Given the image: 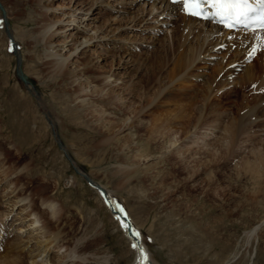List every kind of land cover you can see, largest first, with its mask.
Returning <instances> with one entry per match:
<instances>
[{"label":"rangeland","instance_id":"1","mask_svg":"<svg viewBox=\"0 0 264 264\" xmlns=\"http://www.w3.org/2000/svg\"><path fill=\"white\" fill-rule=\"evenodd\" d=\"M27 1L0 0V231L4 241L8 239L4 248L20 242L36 249L54 232L59 234L61 248L50 245L49 255L41 258H48L47 264H141L123 221L116 219L89 177L109 191V203L117 200L122 204L123 212L141 232L154 264H264V174L256 178L245 168L248 161L264 165L255 160L264 151V114L254 118L253 124L259 125L240 135L232 151L218 153V160L210 162L212 150L223 138V128L237 116L235 111L244 114L249 102L259 96L264 105V70L242 83L245 70L258 65L259 50L253 60L246 58L247 51H234L229 58L232 62L224 67L235 68L228 84L209 91L208 99L216 95L222 104L225 116L219 123L212 117V123L199 125L193 118L190 132H183L178 124L148 144L149 132H137L134 125H147L167 109L154 110L155 114L142 117L139 124L136 117L142 111L138 104L144 101L148 110L156 103L139 97V92L130 97L128 88L145 74L141 63L155 59L161 43L171 42L173 23L181 19L180 13L165 16L161 11L167 4L161 0H45L35 9ZM42 12L56 24L57 38L49 47L34 32L40 27L38 19L45 22ZM162 17L168 21L157 23ZM193 24L209 34L199 21ZM83 35L87 37L74 53V45ZM226 47L199 62L194 73L202 75L189 79L187 85H203L219 62L230 56L225 55ZM51 54L68 57V71L80 72L79 76L65 80L52 73ZM20 62L32 82L25 86L17 76ZM85 62L94 67L93 73L84 75ZM117 63L125 67L116 68ZM111 74L117 76L104 79ZM97 77L101 82H96ZM227 91L230 96L223 97ZM108 96L125 107V114L115 109L114 102L106 103ZM87 108L101 117V124ZM98 109L103 110L99 111L102 115ZM98 124L111 125V132L100 136L94 129ZM130 135L135 148L131 151L125 145ZM113 136L120 140L109 144L107 138ZM173 136L177 142L166 147L163 143ZM144 145L150 149V159L142 163L134 157ZM178 159L184 168L176 166L177 171L172 164ZM120 165L133 168L130 178L119 171ZM47 198L57 202L60 219L52 218L42 204ZM30 212L42 220V227L30 225ZM72 251L75 258L67 256ZM23 260L21 264L30 263L25 256ZM146 261L150 262L146 259L144 264Z\"/></svg>","mask_w":264,"mask_h":264},{"label":"bare ground","instance_id":"2","mask_svg":"<svg viewBox=\"0 0 264 264\" xmlns=\"http://www.w3.org/2000/svg\"><path fill=\"white\" fill-rule=\"evenodd\" d=\"M161 1L165 2L163 0H161ZM43 2H45V0H28L27 4H30L31 8L35 9L36 6L39 8L42 7L41 3H43ZM166 2H167V0H166ZM166 6L167 7L161 11V13H165V16H168L169 14L171 16H173L177 13V11L181 15V19H179L177 22H174V23L171 22L174 24V27L172 30L171 42H169L167 45L161 43V45L159 47L160 49L158 48V50H157V52H158L157 56H154L155 59H150L149 61L145 60L144 62L141 63V67H143V66L146 67L145 74L142 75V77L139 81H136V82L132 83L131 85H129V88H128L129 89L128 93H129L130 97L134 98V96H136L135 94L137 92H139V93H141V94H138L139 97H141V98L144 97L145 99H148L150 101L154 100V102L156 103L155 107L147 110L145 107L143 99H142L143 103H141V101H140L141 104H138L141 107L139 112H141V111L142 112L139 113L136 117V122H139V124H141L140 122H143L142 117L155 114L154 112L155 111L157 112V109H161V108H165V107L167 109V111L162 112V114H160V115H158L156 113L157 115H156L155 119L152 120L147 125L146 124L145 125L144 124L139 125L141 127L134 125V127L137 129V132H140L139 129H141V131H144V129H145L146 131L149 132V136H148V140H147L148 144H150V142H152L153 140L155 141L156 138L162 137L166 132H169L178 124L180 125L183 132H185V133L190 132L191 131L190 130L191 125L193 122L192 121L193 118L197 119V122L200 121L199 125H201V123H203V121H205V123H207V124H208V122H209V124L212 123L214 121V120L211 121L212 117H213V119H215L217 121V123L220 122V120L225 116V115H223V111L221 110L222 104H221V102L218 103L219 99L217 101L216 95L215 96L213 95L212 100L208 99V96H209V91L211 89H212V92H215L218 89L222 88L224 85L228 84V80L231 79L232 73L235 70V68L228 70V69H225L224 67L226 66V62H229V63L232 62L229 58L233 54H235L234 51L237 53H240V54H242L244 51L251 53L258 46L259 55H261L260 59H258L259 63L257 66L256 65L255 66H249L245 70L244 75H243L244 79L242 80L243 85H244V82H247L248 80L251 81L257 72L264 70V42L262 43V41H264V38L261 40V42H259L258 37H257L260 34H264V32L226 31L222 27H219V26H217L211 22L199 21L200 24L204 25L206 27V29L209 30L208 31L209 34L205 35L201 28L198 29L195 26H193L194 25L193 23H195V22L197 23L198 20L196 18L185 15L182 12V9L179 10L180 6H178V4L174 5V4L167 2ZM48 8L49 7L46 6V9H45L46 12L48 11L47 10ZM174 10H176V12ZM41 14H42L45 22L40 21L41 19L40 20L38 19L37 21L35 20L38 24H40L39 25L40 27H39V29H35L34 32L35 33L39 32V36H37L38 37L37 40H39V41L43 40L44 44H46L47 47H49V46H52L53 40L57 38L56 37L57 32H55L53 30V29H55L56 24L52 23V21L49 22L47 20V18L45 16V15H47L46 13L42 12ZM166 21H168V18L163 20V17H162L161 19H159L157 21V23H165ZM113 23L116 24V22H113ZM220 30H221V32H220ZM218 32H220V35L217 34ZM221 34H223L224 36H221ZM230 34L233 35L232 36L233 38L231 37V39H229ZM239 35H241V39H237ZM104 36H107V34H105ZM225 36H227V38H224ZM86 37H87L86 35H83L80 37V40H77L79 43H77L78 45H74L75 46L73 49L74 53H77L78 49L81 48V45L84 42V41H81V39L86 38ZM223 47H226L227 52H228V53L226 52L225 55L227 56V54H230V56H227L228 61L226 59H225V61L221 60L218 64V66H216L213 69V72L210 74L209 78H206L207 80H205V83L203 85H200V84H197L194 86L192 84L187 85V81L189 79H192V78L198 79L202 75V74L200 75V74L194 73V70H196L198 68L197 64L199 62L205 61L206 57H208V56H213V57L216 56V54H218V52L221 50L220 48H223ZM212 53H213V55H212ZM57 55L51 54L50 56H53V57H51L50 62H48L51 65L50 68H51L52 73H54L55 75H59L60 77H62L65 80H67V79L71 80V79H74L76 76H79L80 72L78 73L77 71H68V69H69V62L67 61L68 57H64L61 54H57ZM226 56H225V58H226ZM234 61H236V60H234ZM127 62L128 61L123 60L124 64L125 63L127 64ZM84 65H85L84 69H83L84 75L93 73V71L95 70L94 67L91 66L89 63L85 62ZM117 65H116V68H122L124 66L123 64L120 65L119 63H117ZM246 66H245V68H246ZM168 67H170V69H168ZM113 75L117 76L116 74H111V75L105 76L104 79L106 80L108 77L113 76ZM117 78H119V77H116V79ZM95 80L98 83L101 82V79L99 77H97ZM102 81H103V79H102ZM123 81H125V80H123ZM72 82H74V80ZM87 82H89V80H87ZM92 82H93V80H92ZM125 84H127V81ZM76 88H78V87H76ZM140 88L143 91L141 90V92H140L139 91ZM112 90L114 91V89H112ZM220 91H222V90H220ZM228 91L223 92V94L221 93L223 95V97L226 96L228 98L230 96L228 94ZM108 92L111 93V91H108ZM78 97H80V95L78 96V94H77L76 98H78ZM262 99H263V97H260V96L253 98V100L251 102H249V105L246 106V107H250V108L247 110V112H245L242 115L240 114L239 109H238V111H235L237 116H234L231 119H229V122L223 128V138L220 141L218 140L221 143L218 144V142H217L216 145L214 144L216 148H215V151L212 150L211 159H210L211 164L213 163V161L215 159L218 160L217 159L218 153H221V152L228 153V152L232 151L236 145L237 138L240 135L246 133L248 130L249 131L251 130L248 128H250V127L252 128V125H253V127L259 125L258 124L259 122L254 123L255 124L254 125L253 120H254V118L259 116L260 114H264V105H260V103H259V102H261ZM105 101L107 104L113 103L114 97L108 96V98L105 99ZM199 102H204L205 103L204 106H197V104ZM114 103L117 104L116 102H114ZM253 103L255 104L254 107L251 106ZM123 104H126V103H123ZM151 104H152V102L149 105H151ZM118 105L119 104H117V106ZM126 105H124V106H126ZM242 108H245V107H242ZM115 109L118 110V112H121L122 114H125V112H126L125 107L123 108L122 106L115 107ZM152 110H153V112H152ZM86 111H89V109L87 108ZM99 111H101V113L103 112V110L98 109V112ZM94 112L95 111L91 110V111H89L88 114L95 117V119H97V121L99 122L101 117H98L97 113L95 114ZM103 115H104V113H103ZM182 119H185L186 123L182 124L181 123ZM259 121H260V119H259ZM106 122H107V120H106ZM110 122H112V121H110ZM207 124H205V125H207ZM111 125L106 127L104 125L101 126L98 124L97 126L94 127V129L96 128L98 130V134L100 136H105L106 134L111 132V128H110ZM131 125H133V124H131ZM101 128H106V130L104 131ZM129 128H131V126ZM106 132H108V133H106ZM107 139L109 140V144H111V143L114 144L113 140H116V139L120 140V137L113 136V137H110ZM130 140H132L131 135L126 138L127 143H125V145H127V149H129L131 151L132 149H135V148L133 147V145H131ZM177 140L175 139V136H173L172 138H169L168 140H166L163 144L166 147L168 146L170 148L172 145H174L177 142ZM195 143H196V141H195ZM106 144H108V143H106ZM118 149L120 150L119 147H118ZM177 149H178V153H179V147ZM115 150H117V149H115ZM119 150H117V151H119ZM136 150H137V148H136ZM149 151H150V149L147 145H144L142 147L140 146V148H138L137 152L135 153V156H136V157H134L135 160L138 162H142V163L148 162V160L150 159L149 158L150 157ZM259 155L260 156H257L255 158V160L258 162H262V161L264 162V151H262V152L260 151ZM122 156L123 155H120V157H122ZM182 160L184 161V158ZM182 160H180V161L182 162ZM180 161L178 159L177 162H174L172 164L174 169L176 168V166L179 168H182V169L184 168L183 163H181ZM210 162H207L206 166L209 165ZM129 168H127V166L120 165L119 171L122 172L123 174H125L127 178H130L133 174V171H132L133 168L132 167H129ZM245 168L247 171H250L252 173V176H254L256 178L261 177L264 174V165L261 166V163L257 164L256 162L251 163V161H248L246 163ZM175 170L178 171L180 169H175ZM169 171L170 170L168 169L167 172H169ZM171 172H173V171H171ZM195 172H196V170L194 168V170L190 171V174L192 175ZM9 187H10V185H9ZM12 191H15V189ZM102 196H104V195H102ZM104 197L106 198L107 201H109V202L111 201L110 195H109V198L107 195ZM20 199L21 198L18 197V200H20ZM21 201H23V200H21ZM42 204L45 206V208L47 209L48 213L51 215L52 218L60 219L61 210H60V207L58 206L57 202L54 199H51V198L44 199L42 201ZM113 211H114V215H115L116 219H118V220H120V222H122L123 216H122L120 210L117 209V207H114ZM28 216L30 217L29 220H31L30 225H34V227H36V228L42 227V225H40L42 220H40V218L37 216L36 213L30 212L28 214ZM123 222H125V224ZM123 222L121 223V225L123 226V228H125V230H126L125 232H126V235L128 236V238L133 243H137V244L141 245L146 252V259L149 260L151 262V264H154L155 261L152 259L151 254L148 251L146 245L144 244L141 236H139V238H137L136 236L133 235L132 229L137 231L135 229V227L131 226L129 228L128 227L126 228V227H124V225H128L129 222L128 223H127V221H123ZM43 225H44L43 227H46V228L50 227L49 225H47L45 223H43ZM128 229H129V231H128ZM255 230L256 229L252 230L251 234L254 233ZM46 236H47V239L45 240L46 243L40 244L36 249H29V247H27V244L23 245L20 242L9 244L2 251H0V264H21V263H23L22 261H24L23 260L24 256L27 257L28 260H30L29 264H47L49 262V259L47 258L46 260H43L41 258H42V256L47 257L49 255L50 245L52 243H54L53 245H57L56 247L61 248V246H59V244H58V240H59V234L58 233L49 232ZM136 251H139V250L137 249ZM70 253L71 254L67 255L68 257H72V258L76 257V255L73 251ZM140 255H141V253H140ZM38 258H40V260ZM83 260H85V259H83ZM74 261H76V260H74ZM25 262H28V261L26 260ZM81 262H83V261H81ZM81 262L77 261L74 263L72 262L71 264H81ZM147 262L148 261H146V264L149 263V262L148 263Z\"/></svg>","mask_w":264,"mask_h":264},{"label":"snow or ice","instance_id":"3","mask_svg":"<svg viewBox=\"0 0 264 264\" xmlns=\"http://www.w3.org/2000/svg\"><path fill=\"white\" fill-rule=\"evenodd\" d=\"M183 4V10L193 16L202 19H211L207 6L215 11L212 15L221 23L228 27H233L237 23L252 21L264 28V0H179ZM119 207V206H117ZM123 211V209H119ZM128 227V225H124ZM133 235L139 238L140 233L132 229ZM132 247L141 253V264H144L146 252L143 247L133 243ZM150 264V262H149Z\"/></svg>","mask_w":264,"mask_h":264},{"label":"water","instance_id":"4","mask_svg":"<svg viewBox=\"0 0 264 264\" xmlns=\"http://www.w3.org/2000/svg\"><path fill=\"white\" fill-rule=\"evenodd\" d=\"M17 76L19 77V79L24 83V84H29V79H28V77L23 73V71H22V69H21V62H20V64H19V67H18V69H17ZM68 158H69V160L70 161H72V157H70L69 155H68ZM76 170H77V172H79V170L76 168ZM84 176L86 177L87 175L86 174H84ZM89 181H91L92 182V180L91 179H89V177H86Z\"/></svg>","mask_w":264,"mask_h":264}]
</instances>
